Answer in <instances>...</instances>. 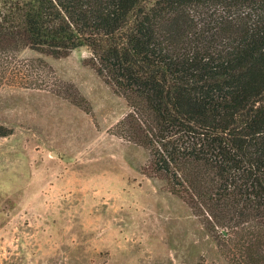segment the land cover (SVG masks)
I'll use <instances>...</instances> for the list:
<instances>
[{"label":"trees","instance_id":"16d2710c","mask_svg":"<svg viewBox=\"0 0 264 264\" xmlns=\"http://www.w3.org/2000/svg\"><path fill=\"white\" fill-rule=\"evenodd\" d=\"M82 45L132 107L112 133L149 151L144 173L264 264V0H0V88L44 85L24 50Z\"/></svg>","mask_w":264,"mask_h":264},{"label":"rangeland","instance_id":"374dc122","mask_svg":"<svg viewBox=\"0 0 264 264\" xmlns=\"http://www.w3.org/2000/svg\"><path fill=\"white\" fill-rule=\"evenodd\" d=\"M20 57L51 70L0 88V264H245L112 133L132 107L89 46Z\"/></svg>","mask_w":264,"mask_h":264}]
</instances>
